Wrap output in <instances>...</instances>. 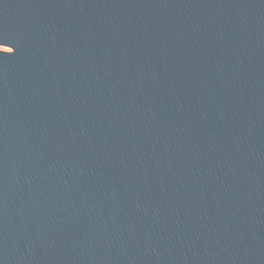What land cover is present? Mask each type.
Masks as SVG:
<instances>
[{
    "label": "water",
    "instance_id": "obj_1",
    "mask_svg": "<svg viewBox=\"0 0 264 264\" xmlns=\"http://www.w3.org/2000/svg\"><path fill=\"white\" fill-rule=\"evenodd\" d=\"M0 264H264V0H0Z\"/></svg>",
    "mask_w": 264,
    "mask_h": 264
},
{
    "label": "snow or ice",
    "instance_id": "obj_2",
    "mask_svg": "<svg viewBox=\"0 0 264 264\" xmlns=\"http://www.w3.org/2000/svg\"><path fill=\"white\" fill-rule=\"evenodd\" d=\"M0 44H4V43H0Z\"/></svg>",
    "mask_w": 264,
    "mask_h": 264
}]
</instances>
